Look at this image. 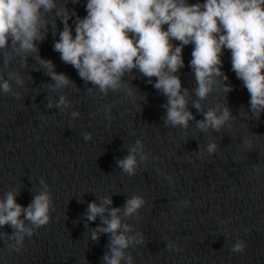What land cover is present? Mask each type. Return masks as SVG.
Wrapping results in <instances>:
<instances>
[{
  "label": "water",
  "instance_id": "water-1",
  "mask_svg": "<svg viewBox=\"0 0 264 264\" xmlns=\"http://www.w3.org/2000/svg\"><path fill=\"white\" fill-rule=\"evenodd\" d=\"M84 4L54 0L52 9H40L35 51L22 52L11 39L0 48V82L9 84L8 92L0 91V201L11 192L23 209L41 193L49 198L46 224L35 226L21 212L31 234H22L15 250L16 229L0 226V264H106L111 233L98 229L112 209L133 237L120 264L128 258L131 264H264V111H251L230 52L222 49V76L201 99L190 67L193 46H182L183 67L174 75L192 118L186 127L173 126L155 77L133 68L117 88L102 92L60 59L53 48L64 28L57 13H66L74 29L86 15ZM41 61H50L51 72L68 84L57 86ZM60 97L65 102L57 106ZM223 109L229 120L218 130L197 126L205 112ZM138 144L129 175L117 162ZM132 196L144 203L125 216ZM105 198L111 201L105 212L88 220L89 203L100 206ZM238 240L243 250L231 251Z\"/></svg>",
  "mask_w": 264,
  "mask_h": 264
},
{
  "label": "clouds",
  "instance_id": "clouds-1",
  "mask_svg": "<svg viewBox=\"0 0 264 264\" xmlns=\"http://www.w3.org/2000/svg\"><path fill=\"white\" fill-rule=\"evenodd\" d=\"M53 7L54 0H0V48L11 39L14 44L18 42L20 51H35L33 42L42 39L40 9L47 11ZM84 7L86 15L77 18L74 29L68 27L66 13H57L63 16L64 28L53 48L60 53L63 62L71 64L82 79L98 86L102 92L117 88L124 72L136 68L145 77H155L153 87L168 97L166 120L173 126L186 127L192 117L185 110L181 84L174 73L183 67L182 46L191 44L190 67L199 98L203 99L212 90L215 77L222 76L220 54L226 49L230 52L232 71L249 93L251 111L256 115L264 111V0H196L195 3L189 0H85ZM171 40L179 44L173 47ZM41 64L49 70L57 86L68 84L63 74L51 72L50 61H41ZM0 91H9L6 81L0 82ZM223 91L230 89L225 86ZM64 102L60 97L57 106ZM228 120L227 109L219 115L209 110L197 126L201 130L209 127L218 130ZM88 138L85 135V139ZM214 150L215 145L209 144L207 152ZM138 151L139 144L117 162L129 175L134 174L137 167L135 154ZM110 203L107 198L100 206L89 203L88 220L102 215L103 205ZM143 203L142 197H130L123 214L133 215ZM48 209L46 193L35 196L23 209L11 192L0 201V226L9 224L17 231L16 243L11 245L14 250L21 243L22 234H31L19 219L21 212L33 225L42 226L48 221ZM118 212L119 209L110 210V219L103 220L106 226L98 229L111 233V255L104 257L106 264H120L123 249L133 242V237L124 234L129 228L121 225ZM92 239H96L95 232ZM243 248L244 244L238 240L231 251L240 252ZM128 264H131L130 258Z\"/></svg>",
  "mask_w": 264,
  "mask_h": 264
}]
</instances>
